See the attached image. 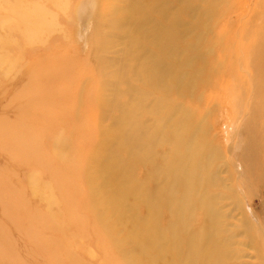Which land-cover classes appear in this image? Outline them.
Returning a JSON list of instances; mask_svg holds the SVG:
<instances>
[{"label":"rangeland","instance_id":"374dc122","mask_svg":"<svg viewBox=\"0 0 264 264\" xmlns=\"http://www.w3.org/2000/svg\"><path fill=\"white\" fill-rule=\"evenodd\" d=\"M163 2L193 45L167 91L123 61H98L130 56L122 39L98 44V32H107L99 13L114 17L124 0H0V264H156L152 246L127 251L128 229L145 215L140 201L135 212L125 200L107 206V195L118 200L119 192L106 189L115 184L102 178L101 150L119 141L112 130L130 125L155 151L148 171L133 170L147 189H163L164 176L151 175L169 150L181 155L200 140L216 181L206 190L230 241L228 264H264V0H187L200 17L182 0ZM108 96L111 108H98ZM124 113L126 124L109 125ZM162 213L158 230L167 235L172 219ZM194 215L192 231H200L202 214Z\"/></svg>","mask_w":264,"mask_h":264},{"label":"bare ground","instance_id":"6f19581e","mask_svg":"<svg viewBox=\"0 0 264 264\" xmlns=\"http://www.w3.org/2000/svg\"><path fill=\"white\" fill-rule=\"evenodd\" d=\"M124 1L125 7L115 6L116 10L111 11L114 17L106 9L99 13L100 17H105L107 20V32H98V44L105 47L107 41L110 42L108 39L114 37L124 40L127 45L126 51L130 54L133 65L128 62L130 56L124 60L121 58V53L114 57L101 55L98 61L103 65H116L118 61H123L120 67L125 66L124 70L127 69V71L132 67L137 68V76L140 72L144 73L147 77V84L152 83L161 91L172 89L171 86H174L172 81L178 83L177 77L184 75L180 67L185 64L187 55H189L187 48H193V45L190 42L187 45L182 40V35L176 30V16L169 12L163 0ZM182 2L184 10H188L191 14H197L196 7L189 6L187 0H182ZM201 13L199 12L197 16L200 17ZM100 25L101 27L105 26H102V23ZM174 67L175 69L179 68L181 75L174 72ZM117 69L119 70V67ZM199 73H201L200 70L192 71L189 77L194 78ZM123 75L124 73L117 75L119 81L123 79ZM190 78L182 80L184 86L191 84ZM125 90L129 95L135 93L139 98L141 97L138 89L130 83H127ZM111 98L110 96L106 99L99 98L98 108L104 110L111 108L109 101ZM114 107L124 109L118 101ZM119 115L111 119L110 126L126 124L127 117L125 118V116H128V113ZM182 119L181 122L184 124V117ZM120 126L122 127V125ZM130 128H117L114 130L115 132L112 130V137L118 136L119 141L117 143L110 141L101 150V152L105 150V154L108 155V157L104 155L108 161L104 166L102 178H109L115 186H110L108 189L103 185L102 180L99 182L101 188L115 189L119 192L116 195L119 197L118 200H113L112 195L105 196L108 202L107 206L118 205L119 199L125 200L126 204L135 212L140 201L145 212L142 220L137 218L138 220L133 221L128 229L127 237L131 247L127 251L142 253L139 249L141 245L148 248L152 246L154 250L152 256L156 258V264H175L180 261H183L184 264H228L230 241L229 238H222L223 233L219 229L222 224L219 212L214 208L213 201L215 200H213L212 193L206 190L209 184L211 187L216 181L213 172L208 169L210 159L207 156L210 157V155H203V146L201 143H197L200 140H193V144L185 148L181 155H174L169 150L163 165H160L159 175H151L157 180L162 179L159 178L160 176H164L163 180L168 179V183H163L161 180L163 184L161 191L158 188L147 189L145 183L136 182L133 170L135 166L140 165L148 171L156 161L155 151L151 146L152 142L148 141L147 135L145 137L147 139L144 141V139L142 140L143 132ZM177 140V143H181L180 138ZM149 173H153V171L151 170ZM143 175L146 174L143 173ZM149 176L150 174H147L145 178ZM194 192L197 193V196H193ZM139 194L141 198H136V202H134V196L138 195L139 197ZM199 210L202 214L203 227L200 231H192L194 213ZM162 212L172 219V224L169 223L167 226L169 228L167 235L164 231L158 230ZM144 220L147 221V226L142 227L141 223ZM146 233L151 237L149 238Z\"/></svg>","mask_w":264,"mask_h":264}]
</instances>
